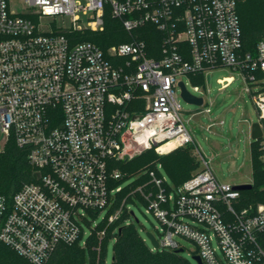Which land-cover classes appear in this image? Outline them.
<instances>
[{
  "label": "built area",
  "instance_id": "1",
  "mask_svg": "<svg viewBox=\"0 0 264 264\" xmlns=\"http://www.w3.org/2000/svg\"><path fill=\"white\" fill-rule=\"evenodd\" d=\"M107 10L129 39L106 49L79 40L103 30ZM57 15L70 25L39 23ZM144 25L160 32L158 58L136 31ZM221 67L237 71L251 94L264 168V39L244 49L236 0H0V151L12 138L36 172L10 202L0 195V241L47 264L59 245L80 241L86 215L107 209L104 227L90 233L100 250L109 225L125 212L124 224L137 222L132 206L143 204L160 224L151 251L182 253L180 237L203 264H264V202L241 207V190L218 180L202 155L201 170L178 186L158 167H118L147 149L192 143L178 77Z\"/></svg>",
  "mask_w": 264,
  "mask_h": 264
},
{
  "label": "trees",
  "instance_id": "2",
  "mask_svg": "<svg viewBox=\"0 0 264 264\" xmlns=\"http://www.w3.org/2000/svg\"><path fill=\"white\" fill-rule=\"evenodd\" d=\"M236 9L241 26L243 47L245 50L252 51L256 43L264 39V0H236ZM136 31L146 43L148 55L158 58L161 54L160 32L152 25L141 26ZM77 37L79 40H90L102 49L129 39L120 19L112 17L108 10L104 14L102 31H84ZM190 79L194 85L203 84L202 74L192 76ZM173 152L179 153L170 156ZM193 152L192 143L177 147L166 154H158L154 149H147L133 159L118 164V167L128 173H135L145 168L156 167V161L160 159L161 162H164L161 165L165 167L171 184L178 186L196 173L193 172L196 171L199 162L195 160ZM249 152L252 164V186L249 189L241 190L239 204L241 207L264 202V168L259 159L256 141H251ZM157 171L161 173L159 169ZM34 180H36V172L27 161L26 151L16 146L14 140L9 138L0 151V195L10 202L16 190L24 183ZM126 215L125 212L120 219L111 223L107 228L106 236L111 234V228H120L119 232L116 229V233H114L116 240L111 264H191L186 257L174 250L151 251L134 223L126 225L122 222V218ZM105 239L106 237L101 243V252L98 258L89 248V245L98 244L93 233L86 246L82 247L79 242L59 245L47 264H84L86 258L90 264H104ZM0 264L31 263L0 241Z\"/></svg>",
  "mask_w": 264,
  "mask_h": 264
},
{
  "label": "rangeland",
  "instance_id": "3",
  "mask_svg": "<svg viewBox=\"0 0 264 264\" xmlns=\"http://www.w3.org/2000/svg\"><path fill=\"white\" fill-rule=\"evenodd\" d=\"M39 23L44 28H64L70 25V17L62 18L61 15L41 16ZM224 76H231L232 81L226 87H221L218 79ZM178 79L185 83V87L190 93L201 96L203 99L201 106H197L186 102L177 91L181 117L191 135L193 134L199 143L201 155L207 160L212 173L218 180L227 181L233 185L251 183L252 164L249 152V133L251 124L258 120V112L253 104L251 94L245 89L246 83L242 77L230 67L216 68L205 74L204 84L199 86L198 90L194 88V83L190 81L188 76L181 75ZM251 87L254 90L255 85H251ZM220 121L223 122L220 123ZM177 153L179 152H173L170 156ZM193 156L202 168L200 156L196 152H193ZM161 164L164 162L158 159L156 167L170 182L165 167ZM145 209L143 204L132 206L134 215L138 220L133 223L140 236L150 247L151 243L146 232L157 236L160 224ZM106 216L107 209H103L97 214L86 215L89 222H82L84 233L79 241L82 247L89 238L91 231L104 227ZM113 228H111V234H108L105 239L104 264H111L112 261L115 243L114 233H116V229ZM177 239L186 249L181 254L191 264H195L191 259V254L196 249L195 245L184 238L177 237ZM89 248L98 258L101 252V249H98V244L89 245ZM84 264H90L88 258L85 259Z\"/></svg>",
  "mask_w": 264,
  "mask_h": 264
},
{
  "label": "water",
  "instance_id": "4",
  "mask_svg": "<svg viewBox=\"0 0 264 264\" xmlns=\"http://www.w3.org/2000/svg\"><path fill=\"white\" fill-rule=\"evenodd\" d=\"M178 87H179V94L180 96L186 101V102H189V103H192V104H195L197 106H201L202 102H203V99L201 96H197V95H194L192 93H190L183 81H179L178 82ZM261 135V129L259 127V124L257 122H253L250 126V137L251 139H255V138H258L259 136ZM252 184L251 183H246V184H235L234 187L236 189H239V190H246V189H249L251 188ZM135 220L137 221V218H135ZM120 231V228L118 229V232ZM146 236L147 238L150 240V243L154 246H157V243L155 242V239L153 237V235L150 233V232H146ZM175 252H178L180 253L182 251V249H176L174 250ZM191 259L195 262V264H203L199 255H192L191 256Z\"/></svg>",
  "mask_w": 264,
  "mask_h": 264
},
{
  "label": "crops",
  "instance_id": "5",
  "mask_svg": "<svg viewBox=\"0 0 264 264\" xmlns=\"http://www.w3.org/2000/svg\"><path fill=\"white\" fill-rule=\"evenodd\" d=\"M203 75V84H204V76L205 74H202ZM198 86H201V85H198ZM250 135V133H249ZM252 139L250 137V142H249V146H250V143H251ZM192 145H193V151L196 152L199 156H201V148L199 146V143L197 142V140L195 139L194 135L192 134ZM201 170V166H198L196 171H194L193 173L197 172Z\"/></svg>",
  "mask_w": 264,
  "mask_h": 264
}]
</instances>
